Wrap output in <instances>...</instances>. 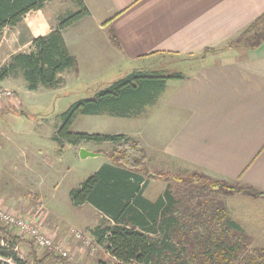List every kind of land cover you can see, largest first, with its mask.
Masks as SVG:
<instances>
[{"label":"crops","instance_id":"obj_1","mask_svg":"<svg viewBox=\"0 0 264 264\" xmlns=\"http://www.w3.org/2000/svg\"><path fill=\"white\" fill-rule=\"evenodd\" d=\"M83 1L90 15L63 32L78 63L75 72L65 74L89 84L91 75L101 68L115 71L128 65L134 67L128 76L159 74L165 81L159 102L131 113V117L88 116L138 124L126 132L88 134L123 135L144 147L150 174L143 176L142 198L151 206L160 205L159 218L166 221L161 233L186 232L187 226L177 228L169 219L192 218L185 205L203 201L195 202L197 198L191 195L184 200L172 186L174 176L200 173L213 181L264 193V43L252 50L228 47L264 15V0ZM53 2L2 32L9 31L17 43L18 51L8 59L33 52V40L58 27L67 13L51 7ZM73 11H77L75 5ZM152 60H174L186 67H176L168 78L162 75L166 70L141 68ZM65 74L61 78L67 85ZM114 83L94 90L85 99L94 98ZM21 102L19 96L0 103V116L15 111ZM100 156L105 162L92 175L110 164L102 153ZM158 171L166 178L156 176ZM221 201L230 219L250 238L252 249L264 250V196L235 193L224 195Z\"/></svg>","mask_w":264,"mask_h":264},{"label":"trees","instance_id":"obj_2","mask_svg":"<svg viewBox=\"0 0 264 264\" xmlns=\"http://www.w3.org/2000/svg\"><path fill=\"white\" fill-rule=\"evenodd\" d=\"M51 0H0V35L16 26L34 10L41 9ZM77 11L60 19L50 34L33 40L34 51L12 56L0 67V83L12 77H21L28 91L57 90L64 81L61 76L75 72L77 59L69 52L63 32L90 15L83 0H72ZM264 15L252 23L237 38L230 41L231 49H255L264 43ZM113 40L116 37L113 33ZM165 87L159 74H132L111 85L92 99L76 102L64 115V125L56 136L62 148L67 144L83 142L110 143L114 149L106 154L110 164L102 167L88 181L73 189L70 198L75 206L90 205L105 215L112 225L97 229V243L119 264H264V250L251 249L250 238L233 222L222 201L203 200L196 206L185 205L192 218L169 219L175 227H188L183 233H161L166 221L159 218L160 205L151 206L142 198L147 155L143 146L123 135L72 134L69 129L79 116L110 115L122 118L141 112L154 103ZM166 178V176H163ZM195 185V190L211 189L216 195L235 193L254 197L264 193L240 184L213 181L194 173L188 177H175ZM202 194V195H201ZM200 196H204L201 193ZM192 199L197 197L192 193ZM189 204V203H188ZM194 216V217H193ZM10 227L0 222V264H25L14 252L25 237L15 236ZM25 238V239H24ZM4 240L9 247L1 246ZM34 264H68L54 252L42 251L32 242ZM35 246V248H34ZM10 261V262H8ZM105 264V263H101Z\"/></svg>","mask_w":264,"mask_h":264},{"label":"rangeland","instance_id":"obj_3","mask_svg":"<svg viewBox=\"0 0 264 264\" xmlns=\"http://www.w3.org/2000/svg\"><path fill=\"white\" fill-rule=\"evenodd\" d=\"M51 7H56L62 13L74 12L72 0H54ZM14 37L9 31L0 35V67L9 62L8 58L13 52L18 51ZM178 66L186 67L184 63L174 60H152L148 65L142 64L141 68L166 70L162 75L169 78ZM133 68L128 65H121L115 71L101 68L99 72L91 75L93 81L89 84L65 74L68 83L66 85L64 80L59 90L42 88L30 93L23 85L21 77L9 78L3 86L0 85V91L8 89L14 93L13 99L3 100L1 104L16 100L19 96L22 99V106L12 110L10 114L7 113V116H0V207L34 221L43 230L54 234L56 242L64 244L82 264H119L109 256L104 246L97 243L95 237L97 229L110 226L112 222L90 205L75 206L70 198L71 191L88 181L100 164L105 162L102 156L82 159L80 150L85 148L106 157L114 147L104 143L83 142L77 146L67 144L62 148L56 136L64 125L63 115L76 102L88 98L94 90L103 89L108 84L126 78ZM160 98L159 94L152 105L155 106ZM135 127L138 124L131 121L79 116L70 127L69 133H116ZM156 140L159 141V138ZM107 160L109 161L108 158ZM149 174L146 168L147 178ZM161 174L158 171L156 176L163 178ZM174 180L176 182L172 186L179 189L184 200L193 192L198 195L195 202H220L224 198V195H216L211 189L202 187L204 190L194 191V184ZM201 193L204 196H200ZM71 230L82 232L86 239L91 240V245L86 246L84 241L75 239ZM13 234L19 236L16 230H13ZM31 243L26 238L19 246V258L23 257L28 263H34ZM247 247L251 251L252 243ZM38 255L42 258L44 251H40ZM46 264L56 263L48 261Z\"/></svg>","mask_w":264,"mask_h":264},{"label":"built area","instance_id":"obj_4","mask_svg":"<svg viewBox=\"0 0 264 264\" xmlns=\"http://www.w3.org/2000/svg\"><path fill=\"white\" fill-rule=\"evenodd\" d=\"M13 96L14 93L8 89L0 91V102L3 100H11L13 99ZM0 222L4 227L15 229L20 236L29 239L36 245L37 248L54 252L58 256L65 259L68 264H82L64 244L56 242L54 234L43 230L34 221L21 217L8 209L0 207ZM71 232L75 239L84 241L86 246L91 245V240L86 239L82 232L76 230H71ZM1 246L9 247V244L2 240ZM13 250L17 254L21 251L19 246H16ZM21 260L25 264H34L28 263L23 257H21Z\"/></svg>","mask_w":264,"mask_h":264},{"label":"water","instance_id":"obj_5","mask_svg":"<svg viewBox=\"0 0 264 264\" xmlns=\"http://www.w3.org/2000/svg\"><path fill=\"white\" fill-rule=\"evenodd\" d=\"M80 156L82 159H87L89 157H92V158L99 157L100 154L89 152L87 149L83 148L80 150Z\"/></svg>","mask_w":264,"mask_h":264}]
</instances>
